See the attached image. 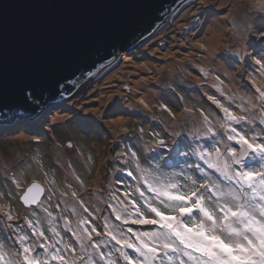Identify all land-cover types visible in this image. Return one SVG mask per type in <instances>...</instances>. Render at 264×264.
<instances>
[{
  "label": "rangeland",
  "instance_id": "obj_1",
  "mask_svg": "<svg viewBox=\"0 0 264 264\" xmlns=\"http://www.w3.org/2000/svg\"><path fill=\"white\" fill-rule=\"evenodd\" d=\"M257 7L258 0H183L162 28L136 48L118 52V60H112L108 70L83 89L48 104L31 119L17 114L16 119H0V193L4 194L0 205L10 207L15 217L8 221L0 213V243L9 248L16 238L7 227L9 223L17 233L21 228L30 233L25 217L33 224L39 222L47 242H52L48 212L55 217V227L63 237L57 247L70 244L77 257L83 255L80 243L66 231L65 219L76 231L80 217H87L91 223L84 227L94 226L101 232L100 236L93 233L92 242L96 243L109 239L104 235L105 217L109 227L156 230L155 226L123 225L108 206L117 203L113 196L123 199L125 191L134 192L137 186V181L127 175L131 170L125 163H130L129 149L141 158L156 153L167 156L175 141L205 130V116L214 129L222 131L224 114L209 96L233 111H239L236 105L248 109L253 103L259 104L255 89L264 90V77L257 76L256 84L252 83L251 55L258 41L248 36L249 28L255 27L253 21L261 16ZM216 20L225 28L220 47L210 56L209 60L215 61L212 63L201 42L209 37L210 24ZM227 79H233L234 85ZM116 101L119 111L113 109ZM34 181L41 183L45 192L40 207L27 208L19 195ZM85 207L88 212L83 211ZM92 242L83 241L88 253L97 259ZM101 250H111L112 259L119 256L111 246L101 245ZM127 251L135 256L131 249ZM65 254L72 256L71 252ZM77 264L81 262L77 260ZM119 264L125 262L121 259Z\"/></svg>",
  "mask_w": 264,
  "mask_h": 264
},
{
  "label": "snow or ice",
  "instance_id": "obj_2",
  "mask_svg": "<svg viewBox=\"0 0 264 264\" xmlns=\"http://www.w3.org/2000/svg\"><path fill=\"white\" fill-rule=\"evenodd\" d=\"M258 4L256 11L261 16L248 30V36L258 41L251 55L254 65L250 78L254 85L257 76L264 77V0H258ZM255 91L259 104L253 103L248 109L236 105L239 111L209 96L224 114L222 131L214 129L205 116V130L192 133L190 139L175 141L167 156L156 153L141 158L129 149L130 163H125L131 170L127 175L137 181V186L134 192L125 191L123 199L113 196L117 203L108 206L123 225L155 226L156 230L109 227L105 217L104 235L109 239L96 243L92 242L93 233L100 236L101 232L94 226L84 227L91 223L87 217H80L76 231L65 219L66 231L80 243L83 255L77 257L74 246L64 243L57 247L63 237L51 212L48 224L52 242H47L39 222L33 224L25 217L30 233L23 228L17 233L13 224H8L16 238L9 248L0 243V264H77V260L81 264H119L121 259L125 264H264V90L256 87ZM113 109L120 110L118 101ZM158 143L163 145V141ZM177 166L179 171L165 170ZM16 187L21 188V184L16 182ZM44 192L45 188L34 181L23 189L19 200L26 206L40 207ZM3 195L0 193V197ZM72 211L75 213V208ZM0 213L8 221L15 219L10 207L0 205ZM85 239L92 242L97 259L88 253ZM101 245L111 246L119 256L112 259V251H102ZM67 252L72 256L67 257Z\"/></svg>",
  "mask_w": 264,
  "mask_h": 264
},
{
  "label": "water",
  "instance_id": "obj_3",
  "mask_svg": "<svg viewBox=\"0 0 264 264\" xmlns=\"http://www.w3.org/2000/svg\"><path fill=\"white\" fill-rule=\"evenodd\" d=\"M182 1L0 0V119H31L70 97Z\"/></svg>",
  "mask_w": 264,
  "mask_h": 264
},
{
  "label": "bare ground",
  "instance_id": "obj_4",
  "mask_svg": "<svg viewBox=\"0 0 264 264\" xmlns=\"http://www.w3.org/2000/svg\"><path fill=\"white\" fill-rule=\"evenodd\" d=\"M210 27H211V29L209 30V37L204 38L201 43H202V47L208 53L207 60L211 61L212 63H215V61H213L212 59L211 60H209V59L211 58L210 57L211 54L214 51H217L218 48L220 47L219 44H220V40H221V37H222V33L224 32L225 25L220 20H216L215 22L210 24ZM239 48L242 49L240 45H239ZM227 82L230 85H234L235 81L233 79H227ZM83 88H81V89H83ZM144 98H148V97H144ZM144 102L146 103V100H144ZM147 102L150 103V102H153V101H152V99L151 100L147 99Z\"/></svg>",
  "mask_w": 264,
  "mask_h": 264
},
{
  "label": "trees",
  "instance_id": "obj_5",
  "mask_svg": "<svg viewBox=\"0 0 264 264\" xmlns=\"http://www.w3.org/2000/svg\"><path fill=\"white\" fill-rule=\"evenodd\" d=\"M4 122H6V121L4 120ZM3 126H6V125H3ZM3 130H4V128H3Z\"/></svg>",
  "mask_w": 264,
  "mask_h": 264
}]
</instances>
